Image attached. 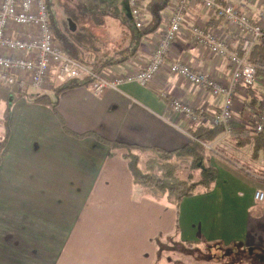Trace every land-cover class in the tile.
I'll return each instance as SVG.
<instances>
[{
	"label": "crops",
	"instance_id": "0c3cea01",
	"mask_svg": "<svg viewBox=\"0 0 264 264\" xmlns=\"http://www.w3.org/2000/svg\"><path fill=\"white\" fill-rule=\"evenodd\" d=\"M177 1L172 0L164 13L163 33ZM218 1L239 8L254 23L264 10L263 0ZM117 5L120 13L99 17L94 11L88 23L84 19L79 23L82 31L94 28L88 29L93 32L88 36H96L93 46L85 45L88 51L81 48L84 65L89 67L87 62L102 46L110 52L121 47L128 0ZM81 18L77 13L76 20ZM111 20L118 22L117 32L104 29ZM187 22L229 38L232 50L240 51L242 37L201 1L190 5ZM162 34L148 36L137 56L103 74L142 68ZM176 60L223 83L232 75L227 60L197 45L187 28L173 41L167 67L150 85L129 82L99 95L91 86L65 91L58 97V116L77 135L94 134L129 146L182 149L193 141L188 132L192 126H215L211 115L221 110L225 97L170 73L168 65ZM38 94L42 93L30 89L19 98L17 92L0 90V144L8 134L0 164V264H223L204 253L211 247L264 255V202L255 198L264 182L242 167L259 168L262 163L253 158L252 144L239 147L235 141H219L236 162L213 156L217 170L213 190L184 198L177 219L172 199L134 183L123 150H112L94 137L65 133L55 112L35 102ZM47 94L55 100L50 89ZM263 99L264 78L238 90L232 122L236 136L244 138L253 131ZM177 100L193 108L198 121L175 112L172 103Z\"/></svg>",
	"mask_w": 264,
	"mask_h": 264
},
{
	"label": "built area",
	"instance_id": "2783aa9c",
	"mask_svg": "<svg viewBox=\"0 0 264 264\" xmlns=\"http://www.w3.org/2000/svg\"><path fill=\"white\" fill-rule=\"evenodd\" d=\"M197 1L213 10L242 37L240 51L232 50L229 38L221 39L200 24L188 25V9ZM128 3L136 27H143L146 24L144 1L128 0ZM187 28L197 45L227 60L232 70L230 81L220 82L203 70H193L182 60L173 61L168 69L170 73L191 84L209 89L216 96L225 97L224 106L220 111L213 112L211 118L215 126L224 125L226 134L230 135L233 133V111L238 90L241 87H251L258 80L256 67L249 60V54L255 42L264 41V10L259 14V21L254 23L250 15L234 5L218 0H178L150 60L136 71L115 76H96L88 66L63 52L45 0H0V88L17 84L20 89L31 88L46 92L52 81L65 83L88 75L93 78L91 88L97 95L129 82L150 85L167 67L166 58L173 41ZM172 108L193 122L199 119V114L193 108L179 100L172 103ZM263 130L264 99L253 121V131L260 133ZM255 198L264 202V190H258Z\"/></svg>",
	"mask_w": 264,
	"mask_h": 264
},
{
	"label": "trees",
	"instance_id": "16d2710c",
	"mask_svg": "<svg viewBox=\"0 0 264 264\" xmlns=\"http://www.w3.org/2000/svg\"><path fill=\"white\" fill-rule=\"evenodd\" d=\"M45 1L48 5L56 38L63 52L81 63H86L84 59L86 54L81 48L83 49L86 47V42L92 43V41L96 39V36L84 35L81 32L64 34L57 24L51 1ZM171 2L172 0H147L145 5L146 24L141 28L136 27L133 21L131 8L128 6V16L122 20L125 37L123 38L122 36L120 41L121 47H114L111 49L113 52H110L106 45L102 46V48L100 47L97 53H93L95 55L93 61L87 62L91 72L96 76H100L113 66L124 64L137 56L143 41L148 36L163 33L164 13L169 9ZM122 11L125 12V10ZM95 12L96 16L99 17H107L112 13V11H104V9H96ZM120 12L121 11L118 13ZM66 30L68 33L71 32V27H66ZM85 49L87 50L88 48ZM249 60L256 67L257 77L264 78L263 40L254 43L249 54ZM92 83L93 78L90 75L82 79L78 78L65 83L54 81L50 87V92L52 91L55 95V100L50 94L46 93L36 95L35 102L50 107L58 116V97L63 92L80 87H90ZM2 89L17 92V97L19 98L28 93V91L19 90L17 84L2 86L0 90ZM251 104H253V102ZM58 118L67 134H71L78 138L94 137L99 142L109 146L112 150H123L124 157L128 160L129 167L133 174L134 183L150 194L167 196L172 199L177 207V219L180 204L184 198L206 194L213 190L217 182V170L211 162L213 156H219L226 160L236 162L235 158H231L232 156L229 155L226 149L227 145L219 142L221 140L224 142L235 141V145L239 147L252 144L253 158L255 160L261 158L262 163L259 168L249 167L247 164H244L242 167L257 173L258 175H255V177L264 182V130L260 133L249 131L246 133L247 137L242 138L236 136L239 134L236 133V131L227 135L225 126L222 124L212 127L197 124L188 130L193 139L189 145L179 150L167 151L162 148H144L110 142L94 134L77 135L68 129L60 116H58ZM7 140L8 134L0 144V164ZM237 162L239 161L237 160ZM251 176L254 177V175ZM254 254L256 253H253V251H238L236 257L240 260L245 257L246 260L252 261L251 264H262L264 262V255L259 254L255 257ZM228 255L229 254L226 256Z\"/></svg>",
	"mask_w": 264,
	"mask_h": 264
},
{
	"label": "rangeland",
	"instance_id": "374dc122",
	"mask_svg": "<svg viewBox=\"0 0 264 264\" xmlns=\"http://www.w3.org/2000/svg\"><path fill=\"white\" fill-rule=\"evenodd\" d=\"M50 1H51L52 9H53L54 14L56 16V20H57V24H58L59 28L62 30V32L64 34H70V33H76V32L82 31L80 29L79 23L82 21V19H84L85 21H87L86 23H88L90 16L93 17V14H94L93 12L96 11V9L105 8L104 11H112V13H116V12L118 13L120 11L119 9L121 7L119 8L118 5L117 6H115V5H116V3L118 4V2H121L122 0H50ZM106 1L108 2V4L105 3ZM92 3L94 4V6L91 5ZM108 6H109V8H108ZM77 13L79 15V18L82 17L81 19H79V21L76 20L77 19ZM71 18L76 22V23L74 22V24L72 23L75 30L68 33L66 30V27H69V26L71 27V25H70V22H72ZM108 22H109V20H108ZM109 25L107 24L104 26V29L106 31H108V32L109 31H115V32L118 31V22L117 21L111 20V24L109 23ZM87 27L88 26H86V28L82 31L83 32L82 34L88 35L90 33V30H88V29H94V28H90V27L87 28ZM96 30H97L96 32H100V34H103V31L100 30V28H97ZM96 32L94 31V33H96ZM91 33H93V32H91ZM86 43H88V42H86ZM91 44L93 46V43H91ZM30 89H27V88L26 89H20L19 88V90H22V91H29ZM49 89H51V88H49ZM31 90H35L38 93H42V94H46L49 91L48 90L46 92H42V91H38L36 89H31ZM234 153H236V152H234ZM172 245L177 246L176 243H173ZM185 248H186L185 250L192 251L191 249H189L187 247H185ZM195 249H197V248H195ZM177 250H180V249L177 248ZM203 251L208 256H211V257L213 256V257L217 258V260L218 261L220 260V262L223 264H251V262H252L248 259L246 260L245 257L242 260H240L239 258H236L233 260V258L236 254H233L231 252V250L228 248H224V249L222 248L221 249L220 247H211V248H207V249L204 248ZM227 254H229L230 256L227 257L226 256ZM262 264H264V262Z\"/></svg>",
	"mask_w": 264,
	"mask_h": 264
},
{
	"label": "water",
	"instance_id": "95a60500",
	"mask_svg": "<svg viewBox=\"0 0 264 264\" xmlns=\"http://www.w3.org/2000/svg\"><path fill=\"white\" fill-rule=\"evenodd\" d=\"M70 25H71V30H74L72 22H70Z\"/></svg>",
	"mask_w": 264,
	"mask_h": 264
}]
</instances>
